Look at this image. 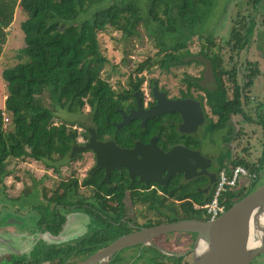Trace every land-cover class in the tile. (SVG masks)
<instances>
[{
    "label": "trees",
    "instance_id": "obj_1",
    "mask_svg": "<svg viewBox=\"0 0 264 264\" xmlns=\"http://www.w3.org/2000/svg\"><path fill=\"white\" fill-rule=\"evenodd\" d=\"M246 1L256 8L263 0ZM211 4L212 0H0V57L7 40L6 29L13 21L16 7H21L26 13L21 23L24 46L15 53L18 61L1 70L6 98L4 108L0 109V181L9 159L30 158L47 166L52 164L57 169L58 162L68 157L78 134L73 124L54 123L57 109L78 114L88 104L90 126L97 130L106 126L107 130L126 131L125 127L116 130L111 124L120 118L116 108L123 107L122 102L128 96L124 97L122 92L126 90H114L108 80L101 76L107 58L100 49L98 34L107 28L120 32L121 38H128L139 36V26H143L146 35L154 41L158 51L154 57L136 66V76L153 66L169 71L171 67L198 63L196 54L188 47L192 37L198 36L202 39L198 55L210 63L213 86H202L200 77L190 79L188 76L184 81L188 90L195 86L203 91L199 99L217 116V122H210L209 126L219 127L233 115L250 120L244 110L248 102L245 92L246 88L252 86L259 69L256 63L249 62L242 80L237 81L235 66L230 70L224 68L220 48L215 50L214 34L198 32L204 9ZM236 25L231 27L230 39L226 41L231 44V49L242 48L248 42L252 28L251 22L244 23L241 28ZM224 75L231 80V96L228 95ZM137 78L134 89H138L143 80L141 76ZM134 82L131 80L130 84ZM152 85L157 83L152 80L149 86ZM50 88H55L56 94L53 109L44 106L41 100V96ZM4 116H8L5 125ZM165 116L149 119L147 127L152 125L151 132L165 130L167 137L174 140L175 128L170 123L179 120V116ZM258 117L260 123H264L263 111ZM237 164L261 171L264 143L256 162L235 157L221 162L219 169H229ZM257 183H251L247 189L236 188L224 194L227 209L255 188ZM186 189L172 188L171 195L183 198ZM193 197L197 203L204 201L200 194ZM210 198L211 193L206 201ZM188 218H201V209L188 203L187 207L182 205L180 210H167L163 222Z\"/></svg>",
    "mask_w": 264,
    "mask_h": 264
},
{
    "label": "flooded vegetation",
    "instance_id": "obj_2",
    "mask_svg": "<svg viewBox=\"0 0 264 264\" xmlns=\"http://www.w3.org/2000/svg\"><path fill=\"white\" fill-rule=\"evenodd\" d=\"M137 79L133 85L128 81L127 86L123 88L127 91L122 92L124 97H128L122 102V108H116L119 120L111 123L116 130L125 127L126 131L115 132L107 130L106 126L97 130L90 125H82L81 130L76 129L78 137L71 149L74 145L81 147L87 143L91 135L90 129H93L98 142H113L121 149H131L137 142L146 144L155 137L157 147L164 152L178 145L190 151H198L206 159L194 165L197 166L194 171L199 172L202 170L201 166H204L203 173L186 179L183 172L173 171L175 165L171 166L166 162L148 163L150 172L144 174L145 180H141L124 165L111 168L103 161L97 165L96 154L90 148L79 151L74 156H70V149L68 157L58 162L57 169L52 164L47 166L39 161L46 168L41 175H37L36 170L29 171L28 168L26 172L21 173L18 170L21 164L28 165L25 159H9L0 181V264H78L92 254L102 253L122 235L145 227L173 222H163L167 210H180L182 205L187 207L188 203L200 208L208 201L206 198L210 193L212 196L220 164L225 160L218 158L214 146L212 151L204 153L197 129L207 122V131L223 128L228 133L232 130L229 124L231 119L226 123L227 126L221 124L219 127H210V122H217V116L215 115L216 119L213 120L206 114L204 104L199 99L201 95H194L190 90L192 86L188 90L187 85L179 95L170 96L160 86L152 85L147 94L141 91L142 81L138 89H134ZM153 87L164 92L169 99L193 98L199 101L204 114L202 124L193 132H181V117L178 112H164L149 118L178 114L179 120L170 123L175 128L174 140L167 137L168 132L165 130L151 132L152 125L147 127L149 119L142 125L140 118L135 117L124 125L116 126L122 120V113L129 114L138 109V97L143 110L156 104ZM86 105L88 116L90 107ZM226 136L222 139V151L219 155L230 152L231 160L234 158L232 146ZM86 154L90 155L91 163L83 172L72 171L66 175L60 172L61 164L79 159L83 155L86 157ZM13 162L17 164L15 169ZM192 166L193 164L190 167ZM194 171L188 170L190 174ZM53 172L57 175H52ZM260 173L262 175V171ZM250 186L251 184L240 190ZM182 187L187 188L183 198L171 195L172 188ZM198 194L202 196V201L204 200L201 204L193 197ZM195 219L208 220L202 213L201 218ZM65 227L69 228V235L61 242L49 240L51 236L61 234ZM195 240L196 235L193 233H165L152 237L148 243L125 246L108 257H100L97 264H193L192 249ZM263 256L264 251L249 264H256L258 258Z\"/></svg>",
    "mask_w": 264,
    "mask_h": 264
},
{
    "label": "rangeland",
    "instance_id": "obj_3",
    "mask_svg": "<svg viewBox=\"0 0 264 264\" xmlns=\"http://www.w3.org/2000/svg\"><path fill=\"white\" fill-rule=\"evenodd\" d=\"M25 18L26 13L22 11L21 7L17 6L13 22L6 29L7 40L0 57V109L4 108V97L6 94V88L1 78V70L12 66L18 61L15 53L17 49L24 46V33L21 23ZM234 20L238 21L235 23L238 28H241L246 22H251L252 26L248 35V42L240 49H231V44L226 43L231 36V27L235 25H233ZM201 22L198 32L203 33V35L214 34L217 44L215 50H217V47L220 48L219 53L223 55V66L225 69L230 70L235 66L237 69V81L242 80V74L249 62L256 63L259 69V74L254 79L252 86L246 88L245 92L248 102L244 105V110L250 120L245 119L241 115H233L229 121L232 130L230 129L228 133L223 128L216 131H207V122H205L197 129V136L201 139V148L204 153H208L212 151L214 146L218 158L228 161L231 155L230 152L219 155L222 151L220 147L222 139L228 134L226 137L231 142L232 156L234 158L244 157L251 162H256L261 156L264 143V123H260L258 117L259 113L264 112V0L256 8L248 4L246 0H212V4L204 9ZM240 32L244 33L242 29ZM98 40L100 49L107 58V62L101 70V76L106 78L116 91L125 88L128 81H134L139 76L143 78L140 85L141 91L147 94H149V85L152 80H156L157 85L163 88L170 96L179 95L180 91L187 87V82L184 81V78L188 76L190 79L200 77L199 83L202 86H213L210 63L201 55H198L202 42V39L198 36H193L188 45L190 51L196 54L195 58L198 63L192 62L188 65L171 67L169 71L153 66L151 69H145L137 76L135 72L136 66L145 59L154 57L158 51L154 41L146 35L143 26H139V36L128 38H121L120 32L107 28L98 34ZM224 81H226L228 95L231 96V80L228 79L227 75H224ZM54 89L50 88L41 96L43 105L50 109L54 108L53 104L56 98ZM190 90L194 95H203V91L195 86H192ZM204 108L206 114L215 120L216 116L211 114L209 107L205 103ZM87 109L88 106L85 105L82 112L78 114L57 109L54 112L53 121L55 124L63 122L68 126L73 124L72 126L79 131L81 130L79 127L80 123L89 125V116L86 115ZM86 157L83 155L79 159L68 160L63 165L61 164L60 172L63 175L70 174L72 171L83 172L91 163L90 155L86 154ZM24 159L28 165L23 166L21 164V167L18 168L21 173L26 172V168L29 171L36 170L37 175H41L46 171L43 163L31 161L30 158ZM16 165L14 163V169ZM261 171L262 175L257 185L264 182V164ZM51 174L57 175L55 172ZM263 260L264 256L258 258L256 264H264Z\"/></svg>",
    "mask_w": 264,
    "mask_h": 264
},
{
    "label": "water",
    "instance_id": "obj_4",
    "mask_svg": "<svg viewBox=\"0 0 264 264\" xmlns=\"http://www.w3.org/2000/svg\"><path fill=\"white\" fill-rule=\"evenodd\" d=\"M153 93L157 100L155 105L143 110L138 97V109L129 114L122 113V120L116 126L124 125L135 117L140 118L141 124L144 125L146 120L153 116L173 111L180 114L181 132H193L202 124L204 114L199 101L193 98L169 99L156 87H153ZM90 131L91 135L87 143L81 147L74 145L70 156L90 148L96 154L97 165L102 164L101 161L105 165L108 163L111 168L124 165L141 180H145L144 174L150 172L148 163L166 162L171 166L175 165L173 171L183 172L186 179L194 174L203 173L204 166H201V171H194L197 167L194 165L206 159L198 151H190L178 145L164 152L157 147L155 137L146 144L137 142L131 149H121L113 142H98L93 129ZM165 169L166 167L163 170ZM188 170L194 173L190 174ZM170 232L196 235L192 249L193 264H249L264 251V182L235 201L215 219H181L145 227L118 237L102 253L92 254L78 264H97L100 257H108L122 247L148 243L152 237ZM68 235L69 228L65 227L61 234L51 236L49 240L61 242Z\"/></svg>",
    "mask_w": 264,
    "mask_h": 264
},
{
    "label": "built area",
    "instance_id": "obj_5",
    "mask_svg": "<svg viewBox=\"0 0 264 264\" xmlns=\"http://www.w3.org/2000/svg\"><path fill=\"white\" fill-rule=\"evenodd\" d=\"M4 116V125L7 122ZM260 171L250 170L244 165H234L227 169L222 167L217 175L211 198L201 205V213L208 219H215L227 210L226 198L223 195L236 188H244L260 178ZM223 199V201L221 200Z\"/></svg>",
    "mask_w": 264,
    "mask_h": 264
},
{
    "label": "crops",
    "instance_id": "obj_6",
    "mask_svg": "<svg viewBox=\"0 0 264 264\" xmlns=\"http://www.w3.org/2000/svg\"><path fill=\"white\" fill-rule=\"evenodd\" d=\"M15 14V13H14ZM14 19V18H13ZM13 22V21H12ZM12 24V23H11ZM5 98H6V94H5V97H4V100H5Z\"/></svg>",
    "mask_w": 264,
    "mask_h": 264
}]
</instances>
